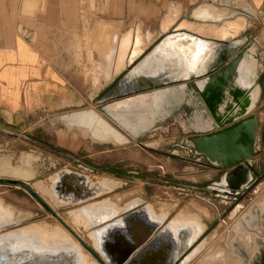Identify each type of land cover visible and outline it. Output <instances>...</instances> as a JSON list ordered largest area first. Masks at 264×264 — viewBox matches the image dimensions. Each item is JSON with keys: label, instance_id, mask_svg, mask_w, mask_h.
Returning a JSON list of instances; mask_svg holds the SVG:
<instances>
[{"label": "rangeland", "instance_id": "374dc122", "mask_svg": "<svg viewBox=\"0 0 264 264\" xmlns=\"http://www.w3.org/2000/svg\"><path fill=\"white\" fill-rule=\"evenodd\" d=\"M260 11L264 14V6L258 9ZM261 17L258 28L264 34V15ZM128 45L120 44L121 51ZM250 56L255 61L254 80L258 86V96L250 110L251 114H257L259 122V151L255 155L259 160L251 168L247 165L251 179L244 187L245 191L238 190L244 191L238 198L235 192L232 194L222 185V177L230 169L212 162L195 148L191 140L193 136L207 134L211 129L214 131L216 124L211 108L199 98L196 87L191 83L157 88L170 90L158 106L160 115L149 128L136 135L120 125L105 108L110 103L129 99L130 96L103 104H96L95 100L77 102L75 107L44 116L33 112L27 116L0 117V163H6L10 169L24 167L25 157L30 155L33 157L31 167L35 174L25 181L31 186L40 182L48 189L53 184V178L62 170L87 175L93 182L105 178L117 182L110 190L76 203H57L49 194L42 195L90 248L92 241L89 229L84 224L71 223V209L103 198H109L120 207L140 199L143 203L151 204L158 213L167 212L168 219L183 211L198 214L205 224L203 234L174 264L180 263L201 242L200 250L188 264H215V258L219 255L223 256L221 258L227 264L233 263L236 256L232 251L233 242L241 248L245 244L249 246L250 241L253 248L257 243L264 245V51H253ZM220 91L215 86V93ZM82 110L98 112L126 139L119 143L94 139L84 128L70 125L63 118ZM129 119L135 120L136 117ZM0 172V178L18 177L11 170L0 169ZM0 203L16 216L25 217L9 229L38 223L43 228L60 226L67 230L22 187L0 184ZM255 220L258 221L257 225H252ZM243 223L246 225L243 226ZM80 245L90 261L101 264L85 246Z\"/></svg>", "mask_w": 264, "mask_h": 264}, {"label": "crops", "instance_id": "0c3cea01", "mask_svg": "<svg viewBox=\"0 0 264 264\" xmlns=\"http://www.w3.org/2000/svg\"><path fill=\"white\" fill-rule=\"evenodd\" d=\"M205 5L215 14L227 12L216 19L205 17ZM263 6L264 0H0V117L33 112L44 116L77 102L103 104L175 84L195 86L209 72L192 71L187 78L173 79L174 70L184 65H165L170 80L101 100L124 76L154 67L162 43L172 38L220 42L235 54L246 48L264 51V34L258 28L264 15L258 9ZM239 18L243 28L234 36L220 38L208 30ZM125 36L131 43L121 51ZM173 55L167 53L165 61L176 62ZM258 141L257 135L256 153L245 163L250 168L259 160Z\"/></svg>", "mask_w": 264, "mask_h": 264}, {"label": "bare ground", "instance_id": "6f19581e", "mask_svg": "<svg viewBox=\"0 0 264 264\" xmlns=\"http://www.w3.org/2000/svg\"><path fill=\"white\" fill-rule=\"evenodd\" d=\"M244 6L247 10L251 8L247 3ZM203 8L206 9L205 17L214 16L215 19L227 12L221 10L215 14V12H212L211 6L205 5ZM241 20L239 18L234 22H227L226 26L223 27L215 25L214 29L208 28V30L213 31L220 38H228L238 34L243 28ZM104 43L108 42L105 41ZM130 43L131 38L124 37L120 44L121 46H127ZM104 46L105 44H103ZM160 49L161 52L157 55L159 59L154 67L148 68L145 66L124 76L105 97L124 94L132 90H141L170 80L171 78L167 75L171 70H167L165 65L172 66L179 63L184 65V67L174 70L173 74V79H181L189 77L192 71L197 73L206 72L209 68L217 66L224 58L220 56V52L223 50L222 43L202 40L196 44L194 38L190 39L187 36L167 40L162 43ZM134 50H138L137 46H134ZM167 53H173L176 62L169 63L165 61ZM250 55L251 52L249 51L242 54L237 71L233 75L232 83L220 95V102L215 104V112L218 117H221L225 110L231 108L235 102L231 90H244L252 87L249 96L238 105L237 109L243 111L250 109L256 101L258 86L254 80L255 61ZM179 59L180 62H178ZM199 63L202 66L197 70L195 65ZM105 66L108 68L109 65ZM198 85L202 87V81H198ZM168 90H153V93L149 92L129 99L115 101L105 108L120 125L136 135L149 128L157 115H160L161 111L158 112V106L166 93L170 92ZM233 114H236V112ZM134 116L136 117L135 120L129 119V117ZM63 118L70 125L75 124L84 128L83 130L94 139H107L114 143L126 139L124 134L94 110H82ZM218 137L219 135L212 136L210 139L211 144H214ZM193 139L199 148L202 140L201 136H194ZM207 149L204 150L209 158L217 162L218 155L213 152V148ZM32 158L30 155L26 156L25 166L14 169L7 168L6 163L2 162L0 163V169L4 171L11 170L16 177L18 176V180L25 181V179L33 177L35 174L31 167ZM249 180L248 168L240 164L223 175L222 185L233 194V192H236L234 189L241 187ZM117 184V182L106 178L93 182L87 175L62 170L53 178L51 188H45L40 182L32 186L36 188L41 196L43 193H47L55 202L65 204L93 198L110 190ZM69 213L71 223L84 224L89 229L93 250L107 264H174L203 234L205 229V224L198 214H187L181 211L168 219L167 212L158 213L151 204L143 203L140 199H134L125 206L120 207L109 198H103L73 208ZM24 219V216H16L11 209L0 203V246H4L12 254L23 251L28 254L42 252L63 254L75 259L77 264H98L90 261L80 243L72 237L69 231L60 226L48 229L43 228L38 223H30L15 229H7ZM202 244L203 242L199 243L178 264H188L194 257L193 255L200 250Z\"/></svg>", "mask_w": 264, "mask_h": 264}, {"label": "water", "instance_id": "95a60500", "mask_svg": "<svg viewBox=\"0 0 264 264\" xmlns=\"http://www.w3.org/2000/svg\"><path fill=\"white\" fill-rule=\"evenodd\" d=\"M238 43L239 42H237V44ZM248 51L253 52L254 50L252 49L249 50V48H246L245 50H242L235 54L233 50L225 51L223 45V50L220 52V56H223L224 58L217 66H213L212 68H209V70L206 71L209 72V74L203 80H200L202 81V85H203L202 87L198 85V82L196 83L195 86L198 89V92L212 110L214 118L216 119V125L218 129L211 131L207 134L199 135L201 136L202 139L201 143L199 144V148L193 139L194 136L191 137V140L193 141L195 148L198 151H200L202 154L207 156L208 159L210 158L204 149L213 148V152L218 155V161L215 162V164L230 170L242 164L248 168L250 174V169L248 167L249 165L247 166L245 165V163L248 161L250 157H252L256 153L255 142H256L259 122L257 115L255 113L251 114L250 109L243 111L237 108L238 105L243 100H245L247 96H249L252 87L244 90H240V89L234 91L231 90L235 99L233 106L231 108L226 109L225 113L221 117H218L215 112V104L217 102H220V95L223 94V91L226 90L227 86H229L232 83L233 75L237 71V67L242 54ZM115 85H113L108 90V92ZM152 86H148V87H152ZM215 86H218L221 89V91L218 92L217 94L215 93ZM144 89L132 90L130 92L142 91ZM105 95L101 98V100H106L109 98L121 96L123 94L114 95L108 98H106ZM215 99L218 101L215 102ZM235 112L236 114H233ZM231 116L233 117L230 118ZM215 135H219V137L215 140L214 144H211L210 139L212 136ZM211 161L214 162L213 160ZM250 178H251V174H250ZM247 183L234 190L237 192L238 190L244 189ZM0 184L13 185L17 187H22L25 190H27L83 246H85L101 262V264H107L97 254V252L93 250V248H90L85 243V241L59 216V214L55 211V209L36 190H34L33 186H31L29 183L18 179L0 178ZM18 224H15L14 226ZM12 227L13 226H10L9 228ZM0 264H77V263L75 259L71 257H67L63 254H51L45 252L28 254L25 251L17 254H12L7 248H5L4 246H0Z\"/></svg>", "mask_w": 264, "mask_h": 264}, {"label": "flooded vegetation", "instance_id": "af4514ba", "mask_svg": "<svg viewBox=\"0 0 264 264\" xmlns=\"http://www.w3.org/2000/svg\"><path fill=\"white\" fill-rule=\"evenodd\" d=\"M245 190L246 188H244V191ZM244 191H237L235 195L237 196L236 198L240 197V194L243 193ZM257 222L258 221L255 220L251 224L257 225ZM244 225L246 224L243 223V226ZM232 251L234 252V255L236 254L237 258L235 256V259H233L234 262L230 264H264V245H260L257 243V245L254 246L253 248L250 241L249 246L245 244L244 247L241 248L240 246H237V244L233 242ZM221 257L223 256L219 255V257L215 258V264H227L226 260Z\"/></svg>", "mask_w": 264, "mask_h": 264}]
</instances>
